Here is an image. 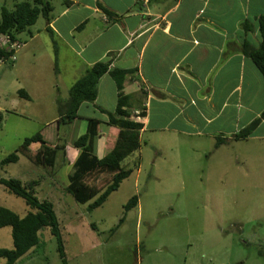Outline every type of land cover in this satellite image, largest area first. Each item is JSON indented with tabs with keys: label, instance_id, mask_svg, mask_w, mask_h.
Wrapping results in <instances>:
<instances>
[{
	"label": "rangeland",
	"instance_id": "374dc122",
	"mask_svg": "<svg viewBox=\"0 0 264 264\" xmlns=\"http://www.w3.org/2000/svg\"><path fill=\"white\" fill-rule=\"evenodd\" d=\"M22 2L33 0H0V16L3 8L14 11ZM48 2L54 18L68 3ZM74 13L66 26L78 18ZM46 28L40 17L30 28L35 38L20 34L15 60L0 63V177L24 184L36 181L32 183L36 196L54 206L68 263L264 264V124L246 140L221 144L204 135L148 130L140 135V150L122 163L133 168L139 162V167L100 208L88 211V204L74 200L66 190L74 172L73 153L79 152L73 143L86 133L87 125L78 119L58 127L57 101L68 99L75 76L83 73L55 71L54 45ZM75 35L79 37L78 32ZM20 90L31 100L21 98ZM92 111L84 108L81 115ZM101 131L106 139L113 137L107 126ZM38 132L47 145H67L53 168L43 160L47 148L37 143L29 151L24 144ZM99 145L98 157L111 151ZM16 151L19 162L2 167L1 162ZM109 177L88 183L104 191ZM133 196H138L139 205L125 213ZM0 206L20 217L30 212L23 199L1 184ZM0 249H13L12 228L0 229ZM15 264H62L50 230L41 232L36 253Z\"/></svg>",
	"mask_w": 264,
	"mask_h": 264
},
{
	"label": "crops",
	"instance_id": "0c3cea01",
	"mask_svg": "<svg viewBox=\"0 0 264 264\" xmlns=\"http://www.w3.org/2000/svg\"><path fill=\"white\" fill-rule=\"evenodd\" d=\"M67 1L50 24L54 62L58 51L55 71L82 72L74 84L102 61L128 71L124 94L131 97L132 120L143 124L141 133L170 130L230 142L261 117L264 81L242 46L260 44L264 0H100L119 15L115 21L98 9L96 0ZM74 12L78 18L66 26ZM117 101L116 84L106 74L95 103H84L78 113L86 125L97 119L110 129L113 137L106 139L100 127L96 144L101 150L112 151L119 135L118 128L106 124L108 116L101 109L113 113ZM84 108L93 111L82 116ZM78 155L73 153V164Z\"/></svg>",
	"mask_w": 264,
	"mask_h": 264
},
{
	"label": "trees",
	"instance_id": "16d2710c",
	"mask_svg": "<svg viewBox=\"0 0 264 264\" xmlns=\"http://www.w3.org/2000/svg\"><path fill=\"white\" fill-rule=\"evenodd\" d=\"M96 2L98 9L107 16L109 21L118 19L119 15L104 7L100 0H96ZM53 11L54 8L48 0H33L32 3L22 2L16 5L14 11L3 8L0 16V34L9 36L12 41L19 43V35L28 32L32 36L30 28L37 23L40 17H43L47 23L46 30L53 38L54 32L50 28ZM245 25L248 29L252 27L248 23ZM258 28L260 44L253 46L245 43L242 46V52L252 60L264 81V16L259 18ZM14 55L15 52L13 50L7 47H0V63L2 61H9ZM55 68L56 70L58 69V51L56 49ZM106 74H109L116 84L118 101L116 110L113 113L103 109L101 111L108 116L106 124L118 128L119 135L113 150L102 158L98 157L95 154V144L99 137L102 122L97 119H88L86 133L73 143V146L79 150V155L73 164L74 172L68 177L69 185L66 188L67 192L77 203L88 204V211L100 208L110 195L120 188L123 181L131 177L135 171L134 169L140 165L137 162L132 168L123 166L122 164L128 157L140 150V135L143 130V124L132 120L130 113L131 97L124 94L126 77L130 73L118 68L111 69L110 61L96 63L70 88L67 100L57 101L59 113L58 127L60 125L72 124L77 120L79 118L80 107L84 103H95L98 97L100 79ZM18 94L21 98L30 100L26 91L20 90ZM139 116H145L144 109L140 112ZM2 120L3 116L0 112V124ZM263 120L264 111L261 117L243 128L235 136V140L248 139L257 130ZM222 142L221 139H218V144ZM37 143L47 148L43 151V160L47 166L52 168L56 165L59 153L65 151L67 146L66 143L55 146L47 145L41 132L26 138L24 141L29 151H31V146ZM17 153L16 151L6 157L1 162V166L4 167L9 164L18 163L20 158ZM41 153L36 155L37 160H39L38 155H41ZM107 174L110 175V180L104 191L88 183V180L92 178L96 179ZM33 182L24 184L19 179L0 177V184L13 195L23 199L30 208V212L27 215L20 217L13 211L0 206V229L5 227L12 228L13 236V249H0V264L3 261L5 264H15L25 255L36 253L40 247L41 232L45 229H49L51 235L57 240L58 253L62 264H69L61 225L54 206L48 200H40L36 196L32 188ZM138 205V196H133L124 207L125 213L136 208ZM124 219L125 217L120 220V225L124 222Z\"/></svg>",
	"mask_w": 264,
	"mask_h": 264
},
{
	"label": "built area",
	"instance_id": "2783aa9c",
	"mask_svg": "<svg viewBox=\"0 0 264 264\" xmlns=\"http://www.w3.org/2000/svg\"><path fill=\"white\" fill-rule=\"evenodd\" d=\"M0 47H7L16 53L17 49L19 48V44L17 42L12 41L9 36L0 34ZM13 60H15V55L13 56Z\"/></svg>",
	"mask_w": 264,
	"mask_h": 264
}]
</instances>
